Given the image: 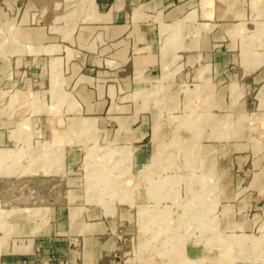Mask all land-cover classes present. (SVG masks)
<instances>
[{
  "label": "crops",
  "instance_id": "crops-1",
  "mask_svg": "<svg viewBox=\"0 0 264 264\" xmlns=\"http://www.w3.org/2000/svg\"><path fill=\"white\" fill-rule=\"evenodd\" d=\"M89 1L91 7L88 0H58L55 6L52 0H0V36L10 33L11 39L0 46V147H6L1 148V157L10 156L16 142L24 139L19 129L14 135L11 132L19 119L24 120L32 141L36 142L34 136L40 132L46 133V138L39 139L40 159L56 154L52 149L44 150V145L57 142L59 137L51 136L49 111L34 109L32 101H25L26 107L18 109V99H10L9 92L20 90L50 105L51 83H57L56 89L65 91L76 104V109L70 110L65 101L59 103L57 112L60 106L65 112H59L63 124L78 115L91 120L96 138L130 147L132 165L141 166L147 157L142 140L147 139L150 127L152 138L154 119L150 124L146 107L151 102L140 101L135 90L167 73L165 81L193 91L190 102L194 108L209 112L206 135H212L211 106L231 108L213 118L225 117L221 123L228 130L222 137L243 139L235 142L241 147L232 154L230 193L242 208L264 202V59L253 67L262 53L254 48L252 53L241 54L244 63L238 68L228 64L226 51L211 47L227 33L233 37L230 32L235 29L239 45L249 31L264 30V0ZM216 1L221 7H215ZM248 11L254 26L244 32ZM262 32L260 39L264 38ZM260 39L256 45L261 44ZM212 74L228 80L217 88L216 81L211 83ZM254 88L251 99L246 92ZM238 113L247 115L248 121L227 135ZM252 122L256 125L248 128ZM59 139L61 164L69 169L79 155L76 142L80 140L67 131ZM201 146L198 150L204 154L210 149ZM40 207L44 208L40 225L42 218L35 215L40 210L8 213L6 218L14 228L5 242L8 250L1 245L0 264H130L123 257L130 207L113 205L106 211L103 205L82 199ZM182 251L219 261L218 250L217 255L212 254L192 239L184 241Z\"/></svg>",
  "mask_w": 264,
  "mask_h": 264
},
{
  "label": "rangeland",
  "instance_id": "rangeland-1",
  "mask_svg": "<svg viewBox=\"0 0 264 264\" xmlns=\"http://www.w3.org/2000/svg\"><path fill=\"white\" fill-rule=\"evenodd\" d=\"M56 1L52 0L53 5ZM218 6L221 7L220 1H216L215 7ZM251 13L248 11L244 32L254 26L249 18ZM260 32L258 29L249 31L239 45L240 37L235 29L233 33L230 32L233 37L227 33L225 38L211 47L226 51L228 64L238 68L239 64L244 63L240 59L241 54L252 53L255 48L262 55L256 57L254 67L264 59V45H261L264 38L260 39ZM9 34L0 36V46L5 40H11ZM259 39L262 40L261 44L256 45ZM52 63L59 70L55 58ZM212 68L211 64V73ZM167 76L165 73L158 79L145 82L142 89L137 87L135 90L140 101L146 99L145 103L151 102L152 105L146 107L150 124L154 119L152 138L150 127L147 139L142 140L146 142V160L136 167L129 157L131 148L96 138L91 120L78 115L63 124L59 115L61 106L57 112L59 103L65 101L66 109L70 110L76 109V104L69 94L56 89L57 83H51L50 105L39 99L33 100L30 94L20 90L9 92L10 99H18L15 100L18 109L26 107L25 101H32L34 109L48 110L51 136L61 137L63 132H70L76 140H80L76 142L80 152L71 168L64 167V164L62 166L58 137L57 142L44 145L45 151L52 149L56 154L40 159L39 139L46 138V133L40 132V135L34 136L38 138L34 142L24 126V120L16 121L11 132L14 135L19 129V135L24 139L16 142L17 147L10 151V156L4 155L2 158L0 155V252L8 250L5 242L14 228L6 218L9 212L18 209L27 212L40 210V213H35L42 218L38 223L40 225L44 221V208L40 206L82 199L91 205H103L106 211H111L113 205L130 207V222L125 229L123 247V257L130 264L264 263V202L242 208L235 203L234 194L230 193L232 154L241 147L235 142L243 139L240 136L222 137L227 133L224 130H228L221 123L225 117L213 120L218 114L231 111V108L211 106V132L221 137L206 135L205 132L210 130L206 122L209 112L202 111L199 106L194 108L190 102L193 91L185 87L181 89L169 79L165 81ZM227 80L221 75H211V83L216 81L217 88ZM254 92L255 88L248 89L246 94L254 99ZM259 93L261 98L263 93ZM232 120L233 129L227 135L239 131L243 127L242 121H248V118L238 113ZM254 125L256 123L252 122L247 127ZM256 143V140L252 141L253 146ZM199 144L201 149V145H208L210 149L204 154L198 150ZM1 148L6 147H0V152ZM209 165L211 167L207 168ZM51 166L55 170H50ZM61 167L63 170H60ZM240 220L242 223L236 222ZM186 239H192L212 254L217 255L215 252L218 250L219 261L211 262L183 253L182 245ZM2 242L6 248L4 250Z\"/></svg>",
  "mask_w": 264,
  "mask_h": 264
},
{
  "label": "bare ground",
  "instance_id": "bare-ground-1",
  "mask_svg": "<svg viewBox=\"0 0 264 264\" xmlns=\"http://www.w3.org/2000/svg\"><path fill=\"white\" fill-rule=\"evenodd\" d=\"M184 140V139H183ZM199 217V216H198ZM200 223V222H199ZM2 243H4V242H2ZM189 258V257H188Z\"/></svg>",
  "mask_w": 264,
  "mask_h": 264
}]
</instances>
